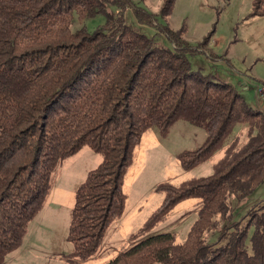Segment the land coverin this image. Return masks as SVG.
Instances as JSON below:
<instances>
[{
	"label": "trees",
	"instance_id": "16d2710c",
	"mask_svg": "<svg viewBox=\"0 0 264 264\" xmlns=\"http://www.w3.org/2000/svg\"><path fill=\"white\" fill-rule=\"evenodd\" d=\"M174 1L150 13L131 0H0V264L45 204L57 168L83 146L101 158L74 191L67 262L91 264L125 211L124 176L142 134L155 126L165 137L179 119L205 131L201 144L177 152L180 167L224 147L222 155L208 174L159 181L161 202L129 233L135 242L99 264H264V199L244 222L233 217L264 181L262 110L191 67L183 27L161 24L171 48L124 20L127 4L139 22L152 24ZM98 13L104 19L94 29H72L74 16ZM249 14L263 15L264 0H251ZM208 41L209 34L197 47ZM237 123L246 125V137L228 141ZM189 197L197 209L182 241L170 232L147 235Z\"/></svg>",
	"mask_w": 264,
	"mask_h": 264
},
{
	"label": "rangeland",
	"instance_id": "374dc122",
	"mask_svg": "<svg viewBox=\"0 0 264 264\" xmlns=\"http://www.w3.org/2000/svg\"><path fill=\"white\" fill-rule=\"evenodd\" d=\"M131 1L150 13H157L163 2ZM108 7L114 12L119 9L111 4ZM250 9L251 0H175L171 13L166 17L156 14L152 24L139 22L129 4L124 8L123 16L134 29L155 36L159 45L171 48H174V43L161 30V24L167 22L173 29L183 27L182 37L191 46L186 51L191 67L213 82L233 86L249 104L261 109L264 114V14L250 15ZM103 19L101 13L89 18L74 16L71 27L85 26L92 30ZM207 34L209 41L197 47ZM245 130L246 125L237 123L227 140L238 135V141H243ZM204 137L203 128L182 119L171 125L165 137L159 135L155 126L144 131L124 176L123 189L127 193L125 211L109 226L98 251L89 257V263L107 261L119 248L135 242L129 239V233L161 202L163 192L154 189L159 181L176 183L212 171V164L222 155L224 147L188 169L180 167L176 158L178 151L197 147ZM100 158L99 153L83 146L57 168L45 204L27 223L21 243L7 255L4 264H68L67 254L72 245L66 234L74 191L87 170L95 166ZM263 199L264 181L240 200L234 208L233 217L244 222L247 210ZM196 200L189 197L178 202L167 218L153 226L147 235L170 232L175 234L176 241H182L195 218ZM219 227L220 223L217 229ZM211 236L215 238V232Z\"/></svg>",
	"mask_w": 264,
	"mask_h": 264
}]
</instances>
